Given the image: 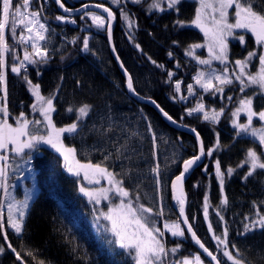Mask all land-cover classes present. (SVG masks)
<instances>
[{
	"label": "trees",
	"instance_id": "16d2710c",
	"mask_svg": "<svg viewBox=\"0 0 264 264\" xmlns=\"http://www.w3.org/2000/svg\"><path fill=\"white\" fill-rule=\"evenodd\" d=\"M33 1L54 38V44L46 63L25 62V67L17 74L11 69L19 66L27 48L18 39V27L15 37L10 31L11 25L6 28L8 51L4 53L3 71L9 123L15 126V117L21 112L29 120H35L36 115L31 108L34 99L24 80L27 75L33 84L40 85L41 95H54L52 119L56 127L79 123L77 133H65L63 141L67 147L76 149V158L81 163L100 164L114 173L116 180L122 181V187L129 192L125 203L131 199L134 207L143 205L151 208L153 221L161 219V215H158V197L162 194L173 213L171 217L165 216V219H177L170 186L172 179L180 173L182 163L197 154L194 139L170 128L151 107L136 102L127 94L125 79L108 48L106 30L84 27L82 17L85 13L68 18L69 21L75 20V23L58 21L56 17L61 15L54 2ZM62 2L70 9H76L85 2L110 8L115 14L111 32L113 47L124 70L132 78L134 93L155 101L174 121L199 133L205 149L204 162L185 184V212L200 241L217 256L221 264H232L222 256L205 228L203 215L207 196V217L213 237L223 239L226 228L227 251L242 260L243 264H264V229L244 230L245 224L251 225L252 221L264 216V169L257 168L248 176L250 165L244 161L248 150L252 149L264 162V152L255 141L244 135H236L233 121L246 124L247 113L241 111L237 116L232 115L240 107L239 101L246 97H252L254 111L258 113L264 110V94L259 87L249 85L241 92L240 82L233 75L235 61L245 59L250 51H255L257 55L246 72L256 73L259 55L264 53V48L255 44L251 34L234 33V36L226 37L228 60L222 64L219 60L211 59L208 52L210 38L191 24L199 7L193 0H181L177 5L178 12L168 8L169 0L159 1L161 7L153 10L150 8L152 0H142L137 4L119 3L116 7L109 2L96 0ZM19 4H22V0H12L13 9ZM257 5L258 10L264 11V0H257ZM121 11L127 13L135 24L132 34L123 25ZM178 20L184 22L183 27L176 23ZM241 34L245 36L244 44L235 38ZM87 35L92 36L94 47L90 44L85 54L83 40ZM192 44L203 47L194 49V55L188 56L186 52ZM194 57L211 59V63L199 64ZM222 65L229 70L233 79L232 84L223 87L222 93L214 89L186 104L175 100L173 83L180 81L184 89L192 82V76L198 69L222 68ZM170 72L171 77L168 75ZM229 97L232 99L229 100ZM197 102L203 103L207 111L214 109L219 112L223 109L216 124L186 115V110ZM83 105L90 106L88 115L77 121L78 113L75 110ZM68 108L74 111L68 112ZM252 127H259L256 117H253ZM209 149H213L211 156L207 155ZM44 151L33 162L37 194L23 220L22 233L15 234L7 229L5 219L0 215L4 224L0 230V246L4 248L0 253V264H135L131 253L120 249L108 234L105 224L96 220L98 203L89 202L79 190L80 187L94 191L110 188L112 185L107 178L98 176L95 179L99 183H89L83 173L79 176L69 173L63 157L54 149L46 147ZM217 161L224 173L223 191L216 176ZM157 165L158 175L153 171ZM229 168L234 169L231 175L227 172ZM225 197L227 204L222 203ZM120 199L115 191L109 192L108 199L101 198L103 203L100 209L116 206ZM157 227H161L160 222ZM164 243L169 250V260H181L198 253L186 235L183 239H170L165 235ZM12 248L20 254V260H17ZM173 248L177 252H171ZM203 261L209 264L205 259Z\"/></svg>",
	"mask_w": 264,
	"mask_h": 264
},
{
	"label": "snow or ice",
	"instance_id": "6c2138e0",
	"mask_svg": "<svg viewBox=\"0 0 264 264\" xmlns=\"http://www.w3.org/2000/svg\"><path fill=\"white\" fill-rule=\"evenodd\" d=\"M61 9L65 13H70L72 9L65 6L62 0H55ZM113 4H119L121 0H111ZM135 2H140V0H135ZM181 3V0H169L168 8L175 9L179 11L177 5ZM30 0H22V4L17 5L14 9L12 6V0H2V5H0V13H2V19H0V91L3 92V95L0 96V180L6 181L7 179V168L9 155L8 153H15L17 156L25 154L28 156V159L31 160V152L33 150L39 151V145H48L56 152H58L64 160V166L69 173L79 176L83 173L84 179L88 180L89 183H99L96 177H105L112 187L106 189H98L96 191L85 189L80 187V192L84 193L85 196L89 197L90 200H95L96 203L100 202V199H108V193L115 191L116 194L121 198L120 203L115 207H110L107 213H104V218L111 222V228L109 231L115 237L114 243L119 246L120 249H124L131 253H135V264H163V257L167 256L168 249H166L162 237L164 233L160 228L155 227L154 225L150 226L149 217H146L145 213H151V208H145L143 205L138 207L133 206L131 199L125 203V198L129 197V192L122 187V181L116 180L115 174L109 172L107 168L102 167L100 164L92 163H81L76 158V149L73 147H67L64 144L63 136L65 133L74 134L77 133L78 128L80 127L78 122H73L65 127H56L52 119V113L55 111L53 104L54 95L45 97L41 95L40 85L33 84L31 80L28 79L27 75L24 76V80L29 86V91L32 96L35 98V103L31 105V108L34 112H39L40 116L43 117V125L47 131L46 135L40 134L39 130L36 132L30 131V126L40 125L42 122L40 120H29L23 112L20 113L18 117H15V126L12 123H9V110L7 106V86L6 78L3 71L5 67L4 53L8 51V44L6 42L5 30L8 28L9 24L11 25L10 31L13 37L16 36L17 27H21V34L19 36V41L21 43L28 44L31 42V51L27 49L24 51L23 60H20L19 66H13L11 71L19 74L21 69L25 67V62L29 64H39L47 62V50L43 48L40 44L41 41L46 40V33L48 28L45 23L40 20V13L38 11H29ZM95 8L102 9L104 13H107V23L103 15L97 14L95 12H85V15L91 18L93 25L97 28L105 29L108 32L109 38H111L112 32V21L115 20V14L113 11L104 7L102 4H97ZM84 9L89 8V5H83ZM150 8L159 9L160 3L159 0H154L153 4L150 5ZM211 10L209 13L206 10ZM229 9H234L233 18L234 22H229ZM163 11V9H160ZM79 11V10H77ZM216 13L219 14L217 17ZM125 21L128 22L129 28L132 27V21L129 18L128 14L123 12L121 13ZM83 18V17H82ZM56 20L75 23V20L69 21L66 16H57ZM210 21V26L208 22ZM180 26H184V22H176ZM192 25L198 27L204 34L206 38H210V43L208 44V52L211 59L219 60L222 64L228 60V44L226 37L234 36V30L241 29L246 33H250L254 37L255 44L264 48V11L258 10L257 0H199V7L195 11V17L191 21ZM27 33L25 35L24 33ZM131 38V37H130ZM236 39L239 40L241 44L245 43V36L243 34L236 36ZM75 42V41H73ZM139 48V45H136ZM203 47L200 44H192L189 46L186 55L193 56L194 49ZM83 50H89L88 39L85 37L83 40ZM115 51V49H113ZM171 55V53H169ZM257 53L255 51H250L247 57L243 60H236L235 66L239 70V74L235 72V80L240 82V91L243 92L245 87L249 85H257L261 92H264V53L259 55V68L256 73L246 72L248 65L255 57ZM38 57L39 59H34ZM118 58V57H117ZM199 64L209 65L211 59H200L199 57H194ZM155 63V61H153ZM123 67V65H121ZM126 71V70H125ZM225 73L227 68H225ZM39 74V72H38ZM169 77L172 76L170 72ZM245 77L247 79V84H245ZM196 84L200 85L205 91H209L215 87L216 92H223V88L220 85L232 84L233 80L229 75L226 74H216L215 72L209 73L207 76L204 72H198L194 78ZM213 80L218 81L219 84L214 86ZM127 87L130 91H135L133 88V82L131 76H128ZM175 91L179 93L181 91L180 82L177 81L175 84ZM187 91L189 94H193V85L189 84L187 86ZM181 99L185 97L181 96ZM229 100L232 98L229 97ZM155 104V101H152ZM240 107L237 108L236 112L232 115L237 116L241 111L247 113L246 124L237 123L233 121V126L237 130L236 135H251L254 138H258L259 144L264 146V126L261 128H253V117L259 118V121L264 122V110L259 111L258 113L253 110V99L252 97H246L239 101ZM89 105H83L75 111L78 113L77 121L81 118L88 115ZM159 108V105H157ZM163 112V109H160ZM68 112H73L72 108L67 109ZM223 109L219 112L212 110L211 116L208 111H205V106L203 103H198L196 107L188 109V115L193 113H203L205 120H217L218 117L222 114ZM167 119L172 121V117L169 116L166 112L163 113ZM175 123V121H172ZM151 128V125H149ZM193 132H196L195 129H192ZM197 139H199V133H196ZM155 140V136L153 135ZM217 146H219V141L217 140ZM29 150L28 153H25V150ZM200 155H196L191 159L184 161L183 171L180 175L176 176L175 180L172 183V188L175 193L178 186H182L184 174L192 168L197 161L201 159V156L205 155V149L203 143H200ZM213 149H209L207 152L208 156H211ZM245 164L250 165V171L248 176H251L253 172L259 168L264 169V162L261 161L260 155L257 154L255 150L249 149L246 154ZM154 172L159 173V166L153 169ZM216 176L219 178L220 187L223 191V175L221 171L219 161L216 162L215 166ZM234 171V169L229 168L227 172L229 175ZM247 179V177H245ZM0 187L5 189V194L7 195V186L6 183H0ZM138 199V197H137ZM180 205L179 213L181 217H184L183 224L187 225V231L191 234L192 239L196 244L203 249L204 253L211 258V261H214L215 264H221L220 260L214 255L208 248L197 237L195 231H193L192 225L189 224L188 218L185 216V199L183 196H175ZM222 203L227 204V198L225 197ZM14 208L19 212V219L16 218L14 213ZM28 208V201L20 203V206L17 207L15 204H8V225L14 229L17 234L22 233L23 231V218L25 216V209ZM158 215H163V210L161 209ZM204 215L205 219L208 216V203L207 196L205 197L204 204ZM219 215V213H218ZM223 220V217H220ZM135 225V229L130 231L129 228L131 225ZM164 227L171 232L173 236L183 237L185 235L184 229L181 228L180 222H173L171 224H165ZM4 228L2 217H0V230ZM264 229V216H260L259 219L252 221L251 225L245 224V232H250L255 229ZM212 230L211 224H209V231ZM227 229L225 228L223 236L220 237L214 236L213 238L218 241V245H223L225 249L227 248ZM5 239L7 236L5 234ZM11 248V245H8ZM233 247H235L233 245ZM4 248L0 246V253H3ZM12 251L16 253L17 260L21 259V256L14 248ZM172 252H176L177 249H171ZM31 255V253H29ZM223 256L226 257L229 261H232V264H243L242 260L236 259L231 252L225 250L223 251ZM42 264V262H41ZM183 264H193V261L185 258ZM195 264H204L200 256L195 257Z\"/></svg>",
	"mask_w": 264,
	"mask_h": 264
},
{
	"label": "rangeland",
	"instance_id": "374dc122",
	"mask_svg": "<svg viewBox=\"0 0 264 264\" xmlns=\"http://www.w3.org/2000/svg\"><path fill=\"white\" fill-rule=\"evenodd\" d=\"M74 1H89V0H74ZM96 1H100V2H109L111 3L114 7L117 6V4H113L111 2V0H96ZM142 0H140L141 2ZM161 1V0H159ZM195 1L196 3L199 4V0H193ZM154 0H152V4H153ZM122 3H130V4H137V2H135V0H121L120 4ZM139 3V2H138ZM161 7V6H160ZM29 11H39V9L37 8L35 2L33 0H30V7L28 9ZM153 10V8H152ZM208 11L209 13L211 12V10H206ZM229 22H234V18H233V12H234V9H229ZM122 13V11H121ZM217 17L219 16L218 13H216ZM1 16H2V13H1ZM41 22L45 23L43 21V19L41 18V16L39 17ZM121 18H122V21H123V25L125 27V29H127L128 33L129 34H132L133 33V27L135 28V24L132 23V27L129 28L128 26V22L124 20L123 18V15L121 14ZM1 19V18H0ZM82 20L85 22L84 24V27H91L93 30H98V31H104L106 30L105 29H100V28H97L95 25H93L92 21H91V18L86 16L85 14L83 15V18ZM107 23V22H106ZM210 23V21L208 22ZM46 25V23H45ZM46 27L48 28V26L46 25ZM19 31H20V34H21V27H19ZM234 33H246L244 30H241V29H236L234 30ZM19 34V36H20ZM25 35H27V33L25 32L24 33ZM246 34H250V33H246ZM46 35V40L45 41H41L40 44L43 48H45L47 50V53H49L51 51V48L54 44V38L51 37L50 33H49V28H48V32L45 34ZM87 39H88V44L92 45L93 46V39H92V36L90 35H87L85 36ZM254 38V37H253ZM19 39V37H18ZM129 40H130V37H129ZM27 49L28 51L30 52L31 51V42H29L28 44H25V43H22ZM88 52V50H84V53L86 54ZM36 59H39L38 57H35ZM224 65H222L221 67L222 68H216V67H207L205 69H198L196 71V73L192 76V82L190 83L191 85H193V94H189L188 91H187V85L184 89L182 88V84L180 82V85H181V91L179 93H177L175 91V83H173V93H174V96H175V100L176 101H180L181 103L183 104H186L189 102V100L191 99H194L196 98V96H199L200 94H205V93H208L212 90L215 89V87H213V89L209 90V91H205L200 85L196 84L195 82V77L197 75L198 72H204L205 75L207 76L209 73L211 72H215L216 74H226V75H229L230 77L232 75H230L229 73V70L227 69V72L225 73V67H223ZM235 73L236 74H239V70L236 68L235 70ZM233 80V79H232ZM245 80L246 77H245ZM219 82L218 81H215L213 80V85L216 86L218 85ZM227 85H230V84H227ZM226 85H220V87H225ZM264 94V92H261ZM183 96L185 97L184 99H181L180 97ZM33 97V96H32ZM34 99V103H35V98L33 97ZM199 102L197 103H194L190 108L188 109H191V108H194L196 107V105L198 104ZM188 109L186 110V115L189 116V117H199V119L203 120V121H207V122H210V123H213V124H216L220 118V116L218 117L217 120L213 121L211 119L209 120H205L204 119V116H203V113H193L192 115H188ZM205 111H207L205 109ZM209 112V115L211 116V113L212 111H208ZM34 115H36L35 117V120H40L42 123L40 125H34L32 127H30V131L32 132H36L37 130H39L40 134H43V135H46L47 134V131L46 129L44 128V125H43V117L40 116L39 112H32ZM255 118V117H254ZM259 121V118L258 116L256 117ZM262 126H264V122H261L259 121V127H253V128H261ZM245 137L255 141L256 143L259 144V140L258 138H254L252 137L251 135H244ZM260 145V144H259ZM43 146H46L48 148H51L50 146L48 145H39V151H35L33 150L31 152V160L28 159V156L25 155V154H22L20 156H17L15 153H11L9 152L8 155H9V161H8V168H7V179L6 181H2L0 180V183H6V186H7V195L5 194V189L0 187V201H1V205H2V210L0 211V215L5 219V223H6V226H7V229L9 230H12L13 233L17 234L14 229H12L9 225H8V222H7V218H8V204L10 203H13L15 204L17 207L20 206V203L25 201V199H27L28 201V208L25 209V216L24 218L26 217V214L28 212V209H29V206L32 202V200L35 198L36 194H37V187L35 185V181H34V169H33V162H34V159L37 157L38 154H43L45 151L41 148ZM261 146V145H260ZM262 147V150L264 152V146H261ZM52 149V148H51ZM29 150H25V153H28ZM2 163V162H0ZM94 185V184H92ZM93 189V188H92ZM94 191V190H92ZM96 191V190H95ZM82 193V192H81ZM82 195L89 201V202H95V200H90L89 197L85 196L84 193H82ZM102 203L103 201L100 199V202L97 204V208H98V211L96 212V220L98 222H101V224H105L106 228H107V232L109 235H111L114 240H115V237L112 235V233L109 231V229L111 228V222L106 220L104 218V213H107L109 208L110 207H115V206H108L106 210H103V209H100L101 206H102ZM158 205H159V211L162 209L163 210V215L160 217L161 219H159V221L156 219L153 221L154 218H152V215L150 213H145L144 215L146 217H149L150 220H149V223H150V226L154 225L155 227H157V224H159L160 222V230L164 233L163 237H162V240H163V243H164V236H169L170 239H183L185 238V235L183 237H179V236H173L171 234V232H169L165 227L164 225L167 223V224H171L173 222H179L178 218L177 219H174L172 221H167L165 219V216H169L171 217L173 215V213L171 212V210L167 207V203H166V200L165 198L163 197L162 194H160V196L158 197ZM14 213H15V216L17 219H19V212L16 211V209L14 208ZM162 217H164V219H162ZM23 218V220H24ZM135 225H131L129 230L132 231L135 229ZM158 228V227H157ZM182 228V226H181ZM221 238V237H220ZM222 239V238H221ZM213 241L214 243L216 244V247L220 250L222 256H223V251H225V247L223 245H218V241L215 240L213 238ZM165 245V243H164ZM172 252V251H171ZM177 252V251H176ZM175 253V252H174ZM131 255L133 257V260H134V263H135V253L134 251L131 252ZM199 255L198 253H193L191 256L189 257H186L187 259L193 261V264H195V257ZM200 256V255H199ZM224 257V256H223ZM201 260L203 261L202 257L200 256ZM229 263H232L231 261H229L226 257H224ZM163 264H183V260L185 258H182L181 260H169V257L168 255L163 257ZM204 262V261H203ZM204 264H206L204 262Z\"/></svg>",
	"mask_w": 264,
	"mask_h": 264
},
{
	"label": "water",
	"instance_id": "95a60500",
	"mask_svg": "<svg viewBox=\"0 0 264 264\" xmlns=\"http://www.w3.org/2000/svg\"><path fill=\"white\" fill-rule=\"evenodd\" d=\"M52 2H54L56 8H57V11L59 12V14L61 16H66L67 18H72V17H78L82 14H84L85 12H95L97 14H100V15H103L106 19V22H107V13H104L102 9H99V8H95L94 6L99 4V3H95V2H85L83 3L80 7L76 8V9H72V11L70 13H65L63 11V9H61L59 7V5L55 2V0H51ZM89 5V8L87 9H84L83 8V5ZM104 6V5H103ZM106 7V6H104ZM79 10V11H77ZM113 23H114V20L112 21V26H113ZM106 34H107V44H108V48H109V51H110V54L119 70V72L121 73V75L124 77L125 79V91L127 92V94L135 99L136 102L140 103V104H146L148 105L149 107H151L163 120L164 122L170 127L172 128L173 130L179 132V133H183V134H186L190 137H192L196 143V147H197V154L196 155H200V143H201V139H200V136H199V139H197V135L196 133L197 132H193L192 131V128H189L188 126H185L183 124H180V123H177L175 121V123H173L172 121H174L172 119V121H170L169 119H167V117L164 116V111L161 112L160 108L157 107L156 104L152 103L153 100L151 99H145V98H141L139 96H137L133 91H130L127 87V79H128V73L124 70L123 67H121V62L119 61V59L117 58V55L115 53V51H113L114 47H113V43H112V37L109 38V35H108V32L106 30ZM195 155V156H196ZM194 157V156H193ZM192 157V158H193ZM191 159V158H190ZM204 162V155L201 156V159L199 161H197V163L189 169L188 172H186L184 174V178H183V182H182V186H178V188L176 189L175 193L173 191V188H172V183L173 181L175 180L176 176L172 179V182H171V186H170V189H171V194H172V198L174 200V206H175V210H176V214H177V217H178V220L182 226V229H184L185 231V235L187 236L188 240L190 241V244L193 246V248L198 252V254L203 258L205 259L209 264H215L214 261H211V258L207 256L206 253H204L203 249L200 248V246L198 244L195 243V241L192 239L191 237V234L187 231V225L183 224V219L184 217H181L180 216V213H179V203L176 199H174V195L175 196H183V198L185 199V205H184V208L186 209V204H187V198H186V192H185V184L186 182L189 180V178L191 177V175L193 174V172L195 170H197ZM183 166H184V162L182 163L181 165V169H180V173L183 171ZM180 173L178 175H180ZM177 175V176H178ZM185 216H186V212H185ZM187 217V216H186ZM203 220H204V224H205V228L207 230V233L209 235V238L213 241V233H212V230L209 231V220H208V217L207 219H205V215H203ZM189 222V221H188ZM190 224V223H189Z\"/></svg>",
	"mask_w": 264,
	"mask_h": 264
},
{
	"label": "flooded vegetation",
	"instance_id": "af4514ba",
	"mask_svg": "<svg viewBox=\"0 0 264 264\" xmlns=\"http://www.w3.org/2000/svg\"><path fill=\"white\" fill-rule=\"evenodd\" d=\"M43 150L46 148V146H43V147H41ZM38 155H42L41 153L40 154H38Z\"/></svg>",
	"mask_w": 264,
	"mask_h": 264
}]
</instances>
